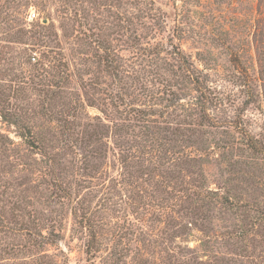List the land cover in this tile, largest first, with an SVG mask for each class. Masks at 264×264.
Listing matches in <instances>:
<instances>
[{
  "label": "rangeland",
  "instance_id": "374dc122",
  "mask_svg": "<svg viewBox=\"0 0 264 264\" xmlns=\"http://www.w3.org/2000/svg\"><path fill=\"white\" fill-rule=\"evenodd\" d=\"M0 264H264V0H0Z\"/></svg>",
  "mask_w": 264,
  "mask_h": 264
},
{
  "label": "built area",
  "instance_id": "2783aa9c",
  "mask_svg": "<svg viewBox=\"0 0 264 264\" xmlns=\"http://www.w3.org/2000/svg\"><path fill=\"white\" fill-rule=\"evenodd\" d=\"M37 17H38L37 16V12L33 11V12H31V15H30L29 19L34 20Z\"/></svg>",
  "mask_w": 264,
  "mask_h": 264
}]
</instances>
